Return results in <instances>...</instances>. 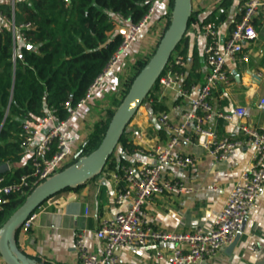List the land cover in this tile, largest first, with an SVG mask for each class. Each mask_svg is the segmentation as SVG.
I'll use <instances>...</instances> for the list:
<instances>
[{"label": "crops", "instance_id": "1", "mask_svg": "<svg viewBox=\"0 0 264 264\" xmlns=\"http://www.w3.org/2000/svg\"><path fill=\"white\" fill-rule=\"evenodd\" d=\"M221 1L191 0V14H197L198 20L210 13L226 15L225 19L214 27L220 47L238 22L246 0H229L230 3L223 6ZM5 2L6 0H0V4ZM169 13L168 0L154 2V12L137 40L94 95L61 128V134L74 153L79 151L94 124L104 119L112 100L120 98L131 65L142 55L145 45L153 47L156 39L152 34L156 29L164 28L166 15ZM114 20L112 33H118L122 24L117 19ZM263 21L264 6L255 18L257 38L248 46L249 60L246 63L227 61L225 67L231 77L230 84L226 89L217 88L210 97L213 107L224 113H232L235 108L242 107L245 111L242 121L261 129H264ZM197 24L192 23L185 36L187 51L183 56L187 65L182 72L183 84L186 87L200 86L209 72L205 55L209 40L203 30L205 25L199 28ZM14 37L18 46L23 43L18 31H15ZM158 100L166 107L165 112L170 122L181 123L182 113L188 108L187 102L182 101L174 91L160 88ZM260 100L263 102L258 108ZM157 117L158 113H152L148 103L141 105L136 111L125 129L128 143L134 148L130 153L117 150V154L125 159L126 165L151 163L147 153L164 145L168 140L169 135L160 127ZM56 122L58 121L55 118L54 123ZM237 123L236 119H214L208 126L218 136L241 138ZM50 126L52 123L48 125ZM175 151L196 158V167L192 170L167 167L164 176L189 185L193 191L187 195L163 193L153 197L142 207L141 214L147 225L160 231L186 233L196 229L206 230L212 225L240 174L249 169L251 145L243 142L242 146L235 149L228 160L223 162L215 161L196 144H184ZM6 164L9 171L11 166ZM15 166L28 169L29 155L24 150L22 161ZM114 172H103L77 189L61 191L44 201L30 215L32 222L27 233H17L18 249L38 264H79L74 249V237L77 231L85 229L88 231V248L94 253H99L100 245L93 236L99 221L124 210V207L114 201ZM163 248H168V245ZM154 250V246L149 245L141 248L123 247L117 252L125 264H149L153 259ZM0 264H4L1 257ZM197 264H264V186L252 211L235 233L231 243L224 246L216 257L203 259Z\"/></svg>", "mask_w": 264, "mask_h": 264}, {"label": "built area", "instance_id": "2", "mask_svg": "<svg viewBox=\"0 0 264 264\" xmlns=\"http://www.w3.org/2000/svg\"><path fill=\"white\" fill-rule=\"evenodd\" d=\"M8 1L13 6L15 0ZM155 1L152 0L147 12L138 21L119 13L114 15V19L122 24L118 32L120 43L76 105L71 107L69 102L64 103V109L69 111L65 120L54 123V111L47 110L46 115L36 123L22 124L21 145L29 155L28 170L13 182H7L0 177V210L6 196L27 194L32 187L59 173L77 157L78 152L74 153L70 149L60 130L94 95L137 40L154 12ZM263 6L264 0H246L241 9L240 20L235 23L221 47L216 40L214 25L210 23L203 26L205 37L209 40L205 49L209 72L200 86H184L182 69L187 62L183 55L176 54L167 63V68L157 79L158 87L174 91L182 101L187 102L188 108L182 113L179 124H172L166 112L158 113L157 122L168 133L169 138L164 145L147 153L151 163L122 165L114 172V201L124 207V210L99 221L93 233L100 245L99 253L88 248L87 230L81 229L75 233L74 249L79 264H125L118 256L119 249L149 245L155 248L149 264H197L203 259L216 257L224 246L231 243L235 233L252 211L264 186V129L243 122L245 111L242 107L235 108L232 113L215 109L210 97L217 88L226 89L230 84L231 77L225 67L227 61L246 63L249 60L248 46L257 38L253 22ZM5 24L11 26L13 33L17 31L13 18L9 19L0 12V33ZM261 25L264 27V21ZM162 30L156 29L152 34L156 39L154 47L161 38ZM148 48L145 45L142 49L143 56L147 55ZM262 102L259 101L258 108ZM214 119H236L241 138L218 136L208 126ZM50 123L52 126L48 127ZM243 142L249 143L252 148L250 167L240 174L208 229L181 233L156 230L145 223L141 209L153 197L163 193L187 195L193 191L189 185L164 176L167 167L180 170H192L196 167V158L177 153V147L196 144L215 161L223 162ZM31 222L29 216L19 227L18 235H25ZM166 245L168 248H163Z\"/></svg>", "mask_w": 264, "mask_h": 264}, {"label": "trees", "instance_id": "3", "mask_svg": "<svg viewBox=\"0 0 264 264\" xmlns=\"http://www.w3.org/2000/svg\"><path fill=\"white\" fill-rule=\"evenodd\" d=\"M145 1L15 0L12 6L6 0L5 3L0 4V12L9 19L13 18L14 27L23 40L18 46L11 26L8 24L3 26L0 33V165L8 163L11 168L0 173V177L7 182H13L27 172L26 167L15 166L22 161L23 148L20 137L22 124L36 123L46 115L47 110L54 111V117L58 122L65 120L69 111L64 109V103L69 102L71 107L76 105L120 43L119 33H112L115 24L114 15L119 13L124 17L129 16L133 21H138L150 6V3L145 4ZM168 1L170 13L166 15L160 37L171 21L173 0ZM229 3V0H222L221 6ZM225 17L223 13L219 15L210 13L198 20L197 14H190L186 31L169 61L176 54L185 56L187 51L185 36L192 23L197 22L199 28L209 23L214 24L215 27ZM253 24L255 26V19ZM157 44L158 42L156 46ZM156 46L149 55L134 60L126 76L120 98L112 100L104 119L94 124L91 133L81 145L77 157L64 168L97 148L115 110L122 102L133 79L153 55ZM166 68L167 66L164 70ZM158 93V80H156L141 104L148 103L152 113L166 111L164 104L158 100ZM133 148L134 146L128 143L124 130L98 176L103 172L116 171L118 166L126 165L125 159L117 154V150L130 153ZM36 186L38 184L25 195L12 194L4 198L0 210V227ZM17 231L15 240L18 238Z\"/></svg>", "mask_w": 264, "mask_h": 264}, {"label": "water", "instance_id": "4", "mask_svg": "<svg viewBox=\"0 0 264 264\" xmlns=\"http://www.w3.org/2000/svg\"><path fill=\"white\" fill-rule=\"evenodd\" d=\"M151 2L152 0H146L145 4ZM190 14L191 0H173L171 21L168 28L161 36L153 55L133 79L122 102L111 117L97 148L35 187L24 202L1 225L0 257L4 264H38L18 249L15 240L16 231L48 198L67 188L83 185L102 172L126 126L132 120L167 65L177 44L181 41ZM7 167L6 163L0 165V173L6 172Z\"/></svg>", "mask_w": 264, "mask_h": 264}, {"label": "rangeland", "instance_id": "5", "mask_svg": "<svg viewBox=\"0 0 264 264\" xmlns=\"http://www.w3.org/2000/svg\"><path fill=\"white\" fill-rule=\"evenodd\" d=\"M154 47V46H153ZM153 47L151 46H149V48L147 49L148 51H147V55H149L151 52H152V50H153ZM150 51V52H149ZM149 52V53H148ZM146 54H145V56H147ZM145 56H143V55H140L139 57H145Z\"/></svg>", "mask_w": 264, "mask_h": 264}]
</instances>
